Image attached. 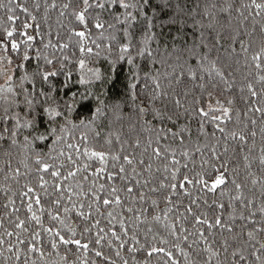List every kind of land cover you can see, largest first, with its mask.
I'll use <instances>...</instances> for the list:
<instances>
[{
    "label": "snow or ice",
    "instance_id": "snow-or-ice-1",
    "mask_svg": "<svg viewBox=\"0 0 264 264\" xmlns=\"http://www.w3.org/2000/svg\"><path fill=\"white\" fill-rule=\"evenodd\" d=\"M3 9L0 264H264V0Z\"/></svg>",
    "mask_w": 264,
    "mask_h": 264
},
{
    "label": "trees",
    "instance_id": "trees-1",
    "mask_svg": "<svg viewBox=\"0 0 264 264\" xmlns=\"http://www.w3.org/2000/svg\"><path fill=\"white\" fill-rule=\"evenodd\" d=\"M6 3L7 0H4ZM12 13H9L7 9L0 10V23H10L6 21L7 15H11ZM16 14H20L17 10ZM17 26L19 25V21L16 22ZM100 68V71L104 73L105 75L111 74V79L108 84L104 85L105 90L108 92V95L110 98L115 99L120 94H122L124 89V84L127 81V77L130 72V66L124 65L123 63H118L114 66L110 65L108 62H100L97 65ZM241 72H247V69L241 68ZM55 259V257H53Z\"/></svg>",
    "mask_w": 264,
    "mask_h": 264
}]
</instances>
